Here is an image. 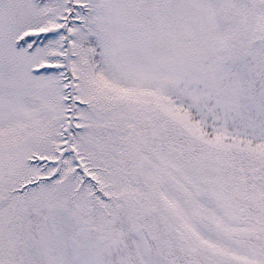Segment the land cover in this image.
Listing matches in <instances>:
<instances>
[{
	"label": "snow or ice",
	"instance_id": "obj_1",
	"mask_svg": "<svg viewBox=\"0 0 264 264\" xmlns=\"http://www.w3.org/2000/svg\"><path fill=\"white\" fill-rule=\"evenodd\" d=\"M0 264H264V0H0Z\"/></svg>",
	"mask_w": 264,
	"mask_h": 264
}]
</instances>
